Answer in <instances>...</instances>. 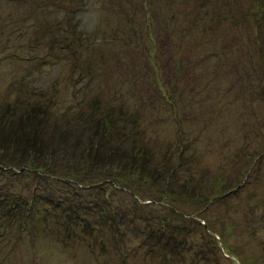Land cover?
Listing matches in <instances>:
<instances>
[{
	"label": "rangeland",
	"instance_id": "obj_1",
	"mask_svg": "<svg viewBox=\"0 0 264 264\" xmlns=\"http://www.w3.org/2000/svg\"><path fill=\"white\" fill-rule=\"evenodd\" d=\"M77 2L84 3L81 13L70 19L61 0H0L4 123L35 108L62 114L74 106L100 118L116 116L122 130L140 126L138 141L159 158L175 161L183 154L193 169L206 168L210 175L199 178V187L222 195L208 214L224 227L196 236V249L170 264H195L197 246L204 243L211 261L196 264H264V0ZM20 174L16 181L30 183ZM239 183L243 187L233 193ZM18 187L25 186L19 181ZM123 187H117L118 198L130 203ZM137 193L144 196L145 190ZM185 197L193 199L176 206L189 213L207 201ZM201 218L199 213L196 222ZM32 225L35 237L27 230L0 264H169L147 250L133 251L135 242L124 263L115 249L108 258L86 242L36 239ZM191 226L195 234L197 224Z\"/></svg>",
	"mask_w": 264,
	"mask_h": 264
},
{
	"label": "trees",
	"instance_id": "obj_2",
	"mask_svg": "<svg viewBox=\"0 0 264 264\" xmlns=\"http://www.w3.org/2000/svg\"><path fill=\"white\" fill-rule=\"evenodd\" d=\"M61 1L70 19L81 13L84 3ZM116 118L108 114L100 118L95 111L87 113L74 106L62 114L40 107L6 124L0 112V256L13 254L33 224L36 239L48 235L64 245L70 240L76 244L86 242L91 252L108 258L115 249L122 254L124 263L129 259V244L135 242L133 251L147 250L149 257H162L170 264V260L196 249L191 243L196 236L224 227L221 219L208 214L222 195L217 191V196L209 194L206 187L198 184L199 178L210 172L197 165L193 169L192 160L183 154L175 161L167 156L159 158L153 148L137 140L140 126L122 130V119ZM18 173L30 176L28 186L22 179L16 181ZM19 181L24 188L18 187ZM119 186L132 195L127 196L130 203L118 198ZM234 186L230 189L233 193L243 187L242 183ZM141 188L144 196L137 193H144ZM192 194L207 200L199 212L195 208L189 213L176 206L193 199L185 197ZM144 205L149 206L148 210ZM27 212L31 222L18 224ZM199 213L203 223L196 222ZM192 223L197 224L195 234ZM230 226L235 228L237 224L234 221ZM29 235L35 237L31 231ZM211 237L210 247L215 253L213 240L217 242L215 236ZM218 237L223 240V231L218 232ZM197 247L194 263L209 261L207 244Z\"/></svg>",
	"mask_w": 264,
	"mask_h": 264
}]
</instances>
